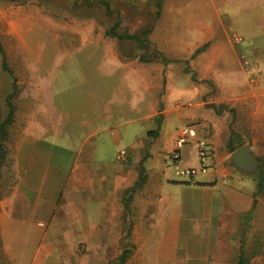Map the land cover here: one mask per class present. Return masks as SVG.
<instances>
[{
	"label": "crops",
	"instance_id": "0c3cea01",
	"mask_svg": "<svg viewBox=\"0 0 264 264\" xmlns=\"http://www.w3.org/2000/svg\"><path fill=\"white\" fill-rule=\"evenodd\" d=\"M191 1L189 4L192 7L201 9L199 5L203 0ZM71 3L72 8L78 9L77 13L80 16L66 20L69 27L75 31L79 29L94 31L93 34L99 36V41L104 42L106 48L108 47L106 51L108 59L106 58V60L112 66L121 67L123 72L128 75L126 78L123 77L125 85H122L116 77L111 76L110 79L114 78L111 92L114 96H111L109 92L103 93L101 90L95 93L94 97L97 95L95 98L99 97L101 102L107 97L109 98L106 100L111 98V100L117 101L118 92H130L134 94L135 98L128 99L127 113H132V115L120 117L117 111L115 112L112 108L115 106L114 104L100 102V105H97L95 103L87 116L82 118L78 143L75 147L70 144H58L59 142L52 138L62 136V141L67 142L66 136L69 135L55 134L57 129L52 121V114L55 113H51V111L57 112L58 109L56 106L50 107L52 105L50 101L47 102L48 105L41 102L36 103V96L32 98L30 106L23 104L21 107L17 106L15 120L18 125V137L13 156L14 191H21L25 202L24 219L36 221L38 224L44 223V225L63 222L61 231L64 232V237L56 231L50 233L49 236L55 239V244L60 242L58 238H65L71 244L60 243L69 248L71 252L75 247L80 248V251L85 254L81 258L80 264L107 263L103 261L106 256L114 258L120 253L122 248L119 239L123 236L124 229L121 231L119 227V218L121 221L125 218L131 221V225L126 226H129L127 239L132 245L123 264H148V262L161 264L156 257L165 255L169 258L174 257L175 261L174 263L167 261L166 264L208 263L210 239L221 238V233L217 232L221 227L219 226L220 219H223L225 214L224 203L221 204L216 194H220V198L223 200L232 198L234 194L240 196V199L243 197L250 199L254 190V187L246 188V184L234 187L216 181L217 176L229 177L230 174L226 160H230L232 152L227 151L226 142L231 131L245 135L244 132L233 128L232 116L228 117L231 107L227 105V102L231 100L227 96L222 99H213V102L218 100V103L223 105L222 118H219L220 113L212 115L210 111L213 108L206 107L207 103L196 96L187 99L185 106L178 104L175 100H172L169 105L162 104L156 94L166 88V64L140 62L136 55L120 52V46L123 44L126 46L128 41L133 40L127 38L118 40L111 35H106V31L111 28L122 33L123 31H134L133 29L149 28L148 41H151L156 49L163 53L167 45L174 46V49L181 48L176 51L181 50L186 54L183 61H188L192 52L206 43V47L202 51L206 52L205 55L202 53L198 57L200 71L203 72L201 76L207 75L216 80L222 76L234 77L237 75L240 79L242 77L240 92L243 91L244 94L247 89L254 90L255 95L253 92L252 94L262 110L264 109V86L257 87L253 81L246 86L247 65L252 63L250 55L246 53L245 42L241 47L235 45L233 49L231 47L233 59L229 56L227 60V55L217 49L214 43L207 44L211 31L207 27L202 28L199 19L193 24L196 27V33L192 32L191 38L187 39V35L184 34L172 35L174 38H167L168 34L167 36L165 34L158 41L154 40L152 32L157 30L154 22L159 20V16H155V13L156 11L160 13L162 10V6L157 10L155 0H80L81 6L76 0H71ZM90 10H93L94 13L92 14ZM74 38H64V42H72ZM80 42L79 39L78 43L80 44ZM261 45L264 46V40ZM253 50L255 49H252V52ZM213 53H217V60L213 58ZM103 59L105 57L101 58V64L98 65L100 71H96L100 75V82L104 75L103 72H106L102 64ZM227 62L231 63L232 67ZM221 64L220 72L218 66ZM234 67L238 70H235ZM225 68L231 69L228 75L223 73ZM210 71L211 73H209ZM107 74L106 72V76ZM258 76L260 77V75ZM110 81L107 82L108 87ZM32 87L33 89H29L30 93L34 95L48 92L47 89L43 90L41 84ZM172 87L177 88L175 85ZM230 90L231 87L224 93L226 94ZM148 97L151 99L148 100ZM242 98L244 99V97ZM237 99L242 101L240 96ZM160 103L161 106L157 107ZM215 107L217 106L215 105ZM158 114H161V120L156 132L151 129L150 124L142 126L141 130L134 133L133 123L142 124L143 120L156 117L155 115ZM19 116L20 123L18 124ZM173 119L179 127L192 125L195 128L196 138L207 137L213 160L212 175L209 173L196 182L177 181L169 178V172L164 167H160V170L157 171L156 167L152 165L144 166V160L152 159L153 155L149 151L144 152L137 142L151 143L152 136L156 139L155 143H163L168 125L172 123ZM194 122H198V124H194ZM206 124L207 129L205 128ZM235 124L238 128L240 127L239 121H236ZM122 125H126L123 130L121 129ZM71 126L70 132H77L75 129H71ZM69 129H67V133ZM129 134H131V142L127 150L130 154L126 156L125 150L117 149L115 146L117 147L119 140L122 141ZM173 134L167 135L166 144L170 147H172L175 138V133ZM231 141L232 143L237 141L244 143L247 140L234 137ZM108 149L112 150L107 151ZM120 151H123L122 156L119 155ZM109 152L115 153L114 158H107ZM123 169L127 171L128 177H132V180L120 184V173ZM140 176L143 177V180L136 182ZM118 179L119 182H117ZM223 189H227L225 196L222 194ZM184 205L190 208L186 214H182ZM57 207L60 209L58 213ZM246 209L243 206L241 210L236 208L235 214L229 216V234L225 237V248L223 250L219 248L216 253L224 254V257L217 256L214 264H232L234 249L229 248L230 230L238 228L239 220L242 218L241 211H246ZM9 210H11L10 205L7 211ZM154 217L157 218L156 224L149 223L148 220L154 219ZM138 223L143 224L145 230H151L150 228L154 226L159 229V233H157L159 240L152 255L154 258L152 256L146 258L145 252L143 255H139L140 248L147 252L153 249H149L147 244L148 232L141 231V225ZM72 230H76V233L75 236H72V240H69L66 237L71 236L68 231ZM151 234L154 235L153 232ZM168 238H172V245L166 249ZM194 238L197 240L195 244H192L191 241ZM52 245L48 244V250L53 248ZM90 255H94V257ZM114 259L108 261V264H112Z\"/></svg>",
	"mask_w": 264,
	"mask_h": 264
},
{
	"label": "rangeland",
	"instance_id": "374dc122",
	"mask_svg": "<svg viewBox=\"0 0 264 264\" xmlns=\"http://www.w3.org/2000/svg\"><path fill=\"white\" fill-rule=\"evenodd\" d=\"M77 1H79L78 5L81 6L80 0ZM190 1L161 0L160 8L162 6V10L158 13L159 20L155 19L154 26L157 27V30L152 32V38L158 41L165 34L166 36L168 34L167 38H174L172 35L181 34L187 35V39L191 38L192 32L196 33V27L193 24L199 19L202 24L200 26H203L202 28L207 27L211 31L207 44L209 42L214 43L217 49H220L222 53L227 55V60L229 56L232 58L233 46L241 47L245 42L246 53L250 55L252 63L251 65H247L248 78L246 86L249 85V82L252 83V81L257 84V87L264 86V80L261 77L264 73V46L261 45L264 40V0H203L202 4L199 5L201 9L192 7L189 4ZM72 7L71 0H0V46L6 65L11 70L16 84V95L11 99L14 107L12 122L7 128L8 135L4 143L6 154L0 168V264H80L81 258L85 255L78 247H75L74 251L71 252L69 248L63 246L61 243L71 244L65 238H58L61 243H56L57 246L55 239L49 236L50 233L52 234L56 231V233H60L64 237V232L61 231L63 230V222H53L51 224L52 228H50V224L44 225V223L38 224L36 221L25 220V202L21 191H14L13 156L18 137V125L15 120L16 107H21L22 104L30 106L32 98L36 96V103L41 102L48 105L47 102L50 101L52 103L50 107L56 106V109H58L57 112L51 111V113H55L52 114V121L57 129L55 134L69 135L66 136L67 142L62 141V136L52 138L58 141V144L62 145L64 143L65 145L70 144L76 147L80 123L87 116L92 105L95 103L100 105L101 100L99 97L95 98L97 95L94 97V94L103 90V93L109 92L111 96H114L111 94L114 86V78L110 79L111 76L116 77L122 85H125L124 78L128 76L123 72L121 67L112 66L106 60L108 47L106 48V44L99 41V36H95L93 34L94 31L84 29L75 31L69 27L66 20L80 16L77 13L78 9ZM90 11H92V14L94 13L93 10ZM97 24L100 25V23ZM133 30L128 32L132 34L140 29ZM128 32L123 31L122 33ZM148 36L149 34L144 39L148 40ZM234 36L240 37L242 40L238 44H235ZM71 37H75L72 42H64V38ZM79 39L81 40L80 44L78 43ZM147 42L150 44L149 48L148 46L141 48L138 43L128 41L126 46L124 44L120 46V52L128 55H137L147 48H156L151 41ZM204 48L184 62L183 57H186V54L181 50L176 51V49L181 48L174 49L172 45L165 46L163 54L168 59L165 70L166 88L161 93L156 94V96H158V99H161L162 104L166 103L169 105L172 100H175V102L183 106H185L187 99L196 96L207 103L205 104L207 105L206 107H209L211 104L216 105L221 111L219 112V118H222V114H224L223 105L222 103H218V100L213 102V99L229 97L231 101L227 102V105L231 109L228 111V117L232 116L233 128H237L245 133L243 135L233 131L234 134L231 136H233L232 138L235 137V139L240 138L242 140L243 138L247 140L243 144L249 145L250 152L260 161V164L253 172H246L236 168L227 159L226 165L229 169V177L217 176L216 181L234 187L246 184V188L254 187L255 190V182L260 172H262V176L264 177V109L261 110L260 105L256 103V99L253 96V94L255 95L254 90L252 91L251 89L249 91L247 89V92H244V94L243 91L240 92V89H242V77L240 79L237 75L234 77L222 76L216 80L214 77H208L207 75L201 76L203 72L200 71L201 66L199 65L200 60L198 61V57L202 53L205 55L206 52H202ZM252 49L255 50L252 52ZM216 54L213 53L212 55L215 60H217ZM102 57H105L102 64L108 74L106 76V72H103L104 75L100 82V75L96 71H100L98 65L99 63L101 64ZM227 63L232 67L231 63ZM218 69L221 72L222 64L218 66ZM234 69L238 70L236 67ZM203 71L205 72V70ZM230 72L231 69H223L225 75H228ZM108 81H110L109 87L107 85ZM10 84L11 76L1 69L0 54L1 113H5L6 111L4 99L12 90ZM40 84L43 90H48L46 94L34 95L30 93V89H33L32 86ZM174 85L177 88L174 89L172 87ZM230 87L231 90L225 94L226 89ZM238 96H240L242 101L237 99ZM116 97L117 101L111 100V98L106 100L109 98L107 97L101 103L114 104L115 106H112V108L115 112L117 111L120 117L132 115V113H127V107L129 105L128 99L133 100L135 98L134 94L127 91L118 92ZM149 98L151 99V97H148V100ZM160 106L161 103L157 107ZM210 112L212 115L216 114V111L213 109ZM155 116L143 120L142 124L133 123L134 133L141 130L142 126L150 124L151 129L156 132L160 124L161 114ZM236 121L240 122L239 128L235 124ZM19 123L20 116L18 118ZM194 124H198V122H194ZM70 126L71 129H75L78 133L70 132ZM125 127L126 125H122L121 129L123 130ZM181 127L177 126L176 121L173 119L172 123L168 125L163 143H155L156 139L152 136L151 143L144 144L140 141L137 142V145L144 152L149 151L153 155L152 159L147 158L144 160V166L152 165L156 167L157 171L160 170V167H164L169 172V178L177 181L187 180L196 182V180L206 177L209 173L212 175L213 160L211 158L210 143L205 136H200V139L206 142L209 147V153L203 160L206 165L205 171L201 172L197 170L191 175L175 173L170 160L172 147L166 144V140L167 135H174L173 133L176 135L177 129L179 130ZM205 128H208L207 124ZM67 129H69L68 133ZM130 135L128 137L125 136L122 141L119 140V145L115 146L117 149L125 150L126 156L130 154L127 150L131 142ZM111 150L108 149L107 151ZM108 154V159L114 158L115 153L109 152ZM179 154L180 159L177 163V168L198 167L197 149L191 142L185 143L180 149ZM260 167L262 168L260 169ZM131 178L127 176V171L123 169L120 173V184L130 182ZM140 178L141 180H137L136 182L143 180L142 176L138 179ZM117 182H119V179ZM120 188L122 187L120 186ZM226 191L227 189L222 190L224 196L226 195ZM252 195L250 199L244 197L240 199V196L234 194L232 198L223 200L220 198V194H216L221 204L224 203L225 214L223 219H220L219 226L221 227H219V231L217 232L221 233V238L210 239L209 259L208 263L205 262L206 264H214L218 258L217 256L224 257V254L220 253L218 255L216 253L219 248L222 250L225 248V237L229 234V216L235 214L236 208L241 210L243 206L247 209L246 211H241L242 218L239 220L238 230H230L231 238H228V242L229 248L232 247V250L234 249L233 256L241 240L244 241V249L254 240H259L264 244V195L256 194L254 196L255 203H253ZM9 205L11 206V210L7 211ZM252 206L254 207L252 208ZM59 210V207H57V213ZM189 210L190 208L184 205L182 207V214H186ZM118 220L121 231L124 229L123 236L119 239L121 248H126L130 251L132 244H129L127 239L129 226L126 225H131V221L128 218H125L123 221L120 218ZM148 222L156 224L157 218L149 219ZM138 225H141V231L148 232V237H146L147 244L149 249H153L148 251L149 255L146 250L143 251L140 248L139 255H143L145 252L146 258H149L156 250L157 241L159 240L157 237L159 229L154 226L150 228L151 230H145L143 229V224L138 223ZM68 232L71 236L66 238L72 240L71 238L75 236L76 230ZM152 232L154 235L151 234ZM196 240V238L192 239V244H195ZM48 244H53V248L48 250ZM171 245L172 238H168L166 240V249ZM90 256L94 257V255ZM111 257L106 256L103 261L107 263L103 264H108V261H112L115 258ZM152 257L154 258V256ZM156 259L161 264H166L167 261L170 263L175 262L174 257L169 258L167 255L158 256ZM150 263L148 262V264ZM250 264H260V258L254 257Z\"/></svg>",
	"mask_w": 264,
	"mask_h": 264
},
{
	"label": "trees",
	"instance_id": "16d2710c",
	"mask_svg": "<svg viewBox=\"0 0 264 264\" xmlns=\"http://www.w3.org/2000/svg\"><path fill=\"white\" fill-rule=\"evenodd\" d=\"M160 2L161 0H155V6L157 10L160 8ZM158 11H156L155 16L158 15ZM149 32V28H141L135 33L132 34H124V33H118L114 29H108L106 31V35H111L115 37L118 40L121 39H130L133 40L134 42L138 43L139 46L142 47H147L149 48V43L147 42L148 40L144 39L145 36H147V33ZM242 40V39H241ZM240 40V41H241ZM204 47H206V43H203L200 47L196 48L192 54L190 55V58L200 52ZM146 49L145 51L143 50L139 54L136 55V58L140 62H161L163 64H166L168 62L167 57L164 56V54L159 51L156 48H151V49ZM0 54H1V69L3 71H6L10 76H11V84L10 88L12 89L5 97L4 99V104L6 111L5 113H1L0 111V168L1 165L3 164L5 154H6V149L4 148V143L8 135L7 128L12 122V117H13V112H14V107L11 103V99L16 95V84H15V78L12 77L11 70L7 67L5 58L3 56V51L0 46ZM186 62V61H184ZM213 109L216 110V113L218 114L220 110L218 107H215V105L211 104L210 105ZM233 131L230 133V137L228 141L226 142V149L228 152H232L234 149H236L238 146H240L243 142H235L232 143L231 139L233 136H231ZM260 170V169H259ZM141 180V179H138ZM252 198H253V203H255L254 196L256 194H262L264 195V177L262 176V172L258 175V178L255 182V190L252 193ZM254 206H252L253 208ZM243 240H241L237 251L235 255L232 258V264H250L252 259L254 257H259L260 258V264H264V244L259 241V240H254L252 243L248 245L246 249L243 248ZM129 254V250L126 248H123L120 253L115 257L114 261L112 264H123Z\"/></svg>",
	"mask_w": 264,
	"mask_h": 264
},
{
	"label": "built area",
	"instance_id": "2783aa9c",
	"mask_svg": "<svg viewBox=\"0 0 264 264\" xmlns=\"http://www.w3.org/2000/svg\"><path fill=\"white\" fill-rule=\"evenodd\" d=\"M234 40L235 42H238L241 40V38L234 36ZM261 77L264 80V73ZM195 135V128L192 125H184L178 130L177 134L175 135V138L173 139L172 150L170 152V160L176 174L191 175L194 174L197 170L201 172L205 171L206 165L203 160L205 156H207L209 153V147L207 146L206 142H204L200 138H196ZM190 142L197 149L198 167H187L183 169L177 168V163L180 158V148L185 143ZM122 153L123 151H120L119 155L122 156Z\"/></svg>",
	"mask_w": 264,
	"mask_h": 264
},
{
	"label": "water",
	"instance_id": "95a60500",
	"mask_svg": "<svg viewBox=\"0 0 264 264\" xmlns=\"http://www.w3.org/2000/svg\"><path fill=\"white\" fill-rule=\"evenodd\" d=\"M230 161L236 168L246 172H253L260 164V161L250 152L248 144H243L232 151Z\"/></svg>",
	"mask_w": 264,
	"mask_h": 264
}]
</instances>
